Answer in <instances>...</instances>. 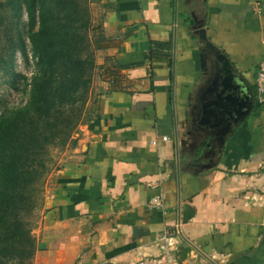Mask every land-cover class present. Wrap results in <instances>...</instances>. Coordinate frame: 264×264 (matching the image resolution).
Wrapping results in <instances>:
<instances>
[{"label":"crops","instance_id":"obj_1","mask_svg":"<svg viewBox=\"0 0 264 264\" xmlns=\"http://www.w3.org/2000/svg\"><path fill=\"white\" fill-rule=\"evenodd\" d=\"M263 1H100L94 113L53 173L32 264H264ZM195 25L255 100L221 150L195 127L215 71Z\"/></svg>","mask_w":264,"mask_h":264},{"label":"trees","instance_id":"obj_2","mask_svg":"<svg viewBox=\"0 0 264 264\" xmlns=\"http://www.w3.org/2000/svg\"><path fill=\"white\" fill-rule=\"evenodd\" d=\"M23 1L31 49L41 72L33 78L28 103L0 118V264H19L24 259L32 263L36 239L25 227L21 212L32 204L36 185L47 170L49 148L74 142L94 66L88 60L75 59L69 68L70 18L57 20L54 0ZM8 4L17 12L21 9L18 0ZM102 30L95 49L104 38Z\"/></svg>","mask_w":264,"mask_h":264},{"label":"rangeland","instance_id":"obj_3","mask_svg":"<svg viewBox=\"0 0 264 264\" xmlns=\"http://www.w3.org/2000/svg\"><path fill=\"white\" fill-rule=\"evenodd\" d=\"M100 1L54 0L52 3L57 5L54 12L57 20H61L63 17L70 18L68 21L73 39L66 55V58H69V68L71 69L75 59L88 60L90 64L94 63L91 69L88 99L83 107L82 121L74 137L80 127L87 123L94 113L97 72V54L94 43L101 32L103 22V7ZM7 2L9 3V0H0V118L28 103L31 97L33 78L41 72L38 60L31 49L26 5L23 0H18L21 9L17 12V8L15 9ZM1 3L5 6H1ZM86 65L88 64L86 63ZM57 70L56 74L60 69L57 68ZM72 143L69 142L64 147L51 146L49 148L46 158L47 170L36 185L32 204L29 205L28 210L21 212V219L25 227L30 229L34 237V230L38 228L44 216L53 173L57 170L66 147ZM19 262V264H32L29 259Z\"/></svg>","mask_w":264,"mask_h":264},{"label":"water","instance_id":"obj_4","mask_svg":"<svg viewBox=\"0 0 264 264\" xmlns=\"http://www.w3.org/2000/svg\"><path fill=\"white\" fill-rule=\"evenodd\" d=\"M193 29L196 30L195 37L201 44L202 68L208 70L210 58L215 70L213 82L200 104V113L195 120V127L211 138L210 145L218 140L221 150L227 138L250 114L255 100L251 89L242 83V80L240 81L228 57L208 40L207 30L201 25H195ZM189 133L192 132L189 131ZM182 209L184 222L195 215V210L189 204H184Z\"/></svg>","mask_w":264,"mask_h":264},{"label":"built area","instance_id":"obj_5","mask_svg":"<svg viewBox=\"0 0 264 264\" xmlns=\"http://www.w3.org/2000/svg\"><path fill=\"white\" fill-rule=\"evenodd\" d=\"M260 5L264 6V1L261 2ZM256 83H257V86H256L257 87V101L259 104H261L264 110V59L259 65ZM162 139L167 140L168 136H163ZM153 143L156 144L157 142H153ZM149 204L151 207H163L164 197L162 195L154 196L151 198Z\"/></svg>","mask_w":264,"mask_h":264}]
</instances>
